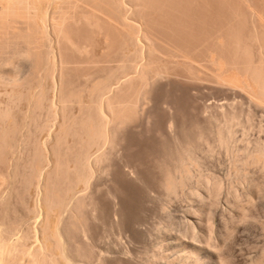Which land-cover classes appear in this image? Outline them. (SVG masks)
I'll return each instance as SVG.
<instances>
[{"label":"rangeland","instance_id":"obj_1","mask_svg":"<svg viewBox=\"0 0 264 264\" xmlns=\"http://www.w3.org/2000/svg\"><path fill=\"white\" fill-rule=\"evenodd\" d=\"M87 1L90 2L85 0L86 3ZM113 1L98 2L97 0L98 4L91 1L98 5L102 13L97 6H93L92 3L90 7V4L86 6L84 1L78 3L80 8L79 6L76 8L78 4H74L75 7L72 3L65 5L64 10L68 13L66 16L71 14L67 21L70 24L65 26H69L67 34L71 41L65 36L66 34H62L65 39L61 41L68 40L71 43L56 41L61 35L60 32L57 37L52 36L54 31L49 29H57H54L53 24L52 27L51 24L48 27L50 22L46 24V28L48 27L46 31L50 37L47 33L44 35L51 40L47 38L48 42L44 35L42 39L38 35V38L46 42L37 43L39 40H36L34 41L36 44L32 45L35 46L36 52L40 50V53L38 52L40 55L47 47V51L49 48L51 52L54 49L52 53L56 54L58 51L57 57L61 53V60L57 58L60 61L57 66L60 67L54 69L51 79L46 80L45 75L42 76L46 68L43 67L44 60L42 63L36 60L42 66L33 60V58L37 59L38 53L36 57L33 55L30 58L35 64L29 59L27 61L20 57L18 83L24 90L31 89V91H27L29 92L27 94L22 90L26 92L19 94L22 97L24 95L23 98L15 96L12 100L11 98L5 100L6 105L10 102L8 107L11 112L10 120L15 116V121L14 119L11 121H14L15 128L20 130L17 133L12 129L15 134L11 131L12 135L11 133L9 135L11 138H7L11 144L13 141L15 144V152L11 155V160L8 159L10 162L0 159V188H2L0 200H5V202L0 201L1 206L7 201L5 210L0 206L3 208L0 209L4 210L0 212V223H3V227L6 223L7 227L10 224L15 229L17 227H14L15 224L23 228L20 223L23 214L27 213L37 201L36 204L39 205L42 202L40 198L46 196L45 190L49 189L52 190L50 191L52 196L59 192L58 200L59 194L64 197L62 198L64 202L69 200L64 206L65 211L63 205L57 204L58 201L55 202L57 199L49 195L52 197L49 201L52 203L54 200L52 204L49 202L50 206L53 205L51 208L54 209L57 205L62 207L59 206L62 210L58 208L61 213L55 208L59 215L58 224L61 223L62 230L65 229L64 225L71 230V226L75 227L72 224L75 223V220L72 222L73 219H76L74 215L78 214L74 210L78 205L75 198H79L78 195L86 196L88 192L89 198L86 197L88 201L85 199L87 203L84 206L88 205L91 210L86 206L85 212L82 205L84 212L79 211L80 214L82 213L81 217L77 215L82 219L83 226L88 224L84 227L88 229H86L88 235L83 238L78 236L79 232H76V229H72L71 235L67 232L71 237L69 235L68 238L66 237L70 238L69 241L72 243L75 241L74 246L70 243L72 249L81 250V254H77L78 252L74 250L79 255L76 256L81 260L78 261L81 264H149L152 256L159 254L160 251L163 254H172L173 250L167 246L169 243L183 240L195 244H205L210 240L214 245L222 247L223 253L234 264H250L252 260L264 254V163L262 162L264 160V93L260 90L264 92V86H261L264 83V0H130L132 6L129 1L122 0L125 2L122 6L126 4L128 10L124 9L127 11L122 8L119 10L116 6L118 3L115 4ZM93 8H96L95 12ZM87 11L94 12V16L95 13L99 14L96 16L99 19L96 17L90 19L99 25L96 24L94 27V23L89 24L88 19L91 16H88ZM22 28V32L27 31L24 30L27 27L23 23L20 31L18 30L19 34L22 33ZM15 35L11 33L7 38H0L1 66L6 63L5 67H9L8 62L29 47V41L25 37L23 39ZM57 42L60 43L59 50ZM45 44L46 46H43ZM43 52V56H38L40 59L46 58ZM21 85L19 86L22 88ZM47 85L49 90L46 89ZM27 86L30 89H27L29 88ZM43 90L50 91L47 93L51 99L48 98V94L43 95ZM40 93L50 100L56 98V104L60 101L61 105H57L63 111L62 120L75 134L67 139L70 147L67 141L66 144L64 141H59L57 145L58 140L52 138L56 137L58 125L63 124L58 113L60 109L57 110L60 116L54 113L52 118H50V110H47L45 105V108L41 106L44 109L38 110L41 108L39 103H42V100L47 103L49 101ZM29 94L33 97L39 94L41 97L34 98L39 107L35 108L33 103L34 111L30 113L33 117L27 118L24 115L31 111L32 106L28 97L32 95ZM57 95L63 98L60 97L63 102ZM107 96L108 99H113L112 105L110 102V104L106 103ZM11 103H15L12 104L13 107L10 106ZM63 103L64 110L61 108ZM103 104L110 105L111 109L103 108ZM98 113L101 117L107 114L106 117L110 121L103 120L106 117L99 118ZM24 117L31 119L32 124L29 125L32 131L31 141L29 138V141H26L30 133L27 125L30 122L28 123L26 119L23 125ZM46 120L50 121L49 123L52 121V124L56 121L62 123L50 124L52 128L46 130L48 135L53 129L55 130L52 131L55 136L50 134L49 137L53 142L48 143L51 146L54 144L56 150L53 149L52 154L53 146L51 148L46 146V150L49 151L47 153L50 154V156L46 154L50 166L46 163L47 159L44 161L46 157L44 155L40 157V154L37 155L39 152L36 151L41 149V144L39 145L37 141L42 143L44 139H48L46 132H40L43 127L41 125L48 122ZM103 122L107 123V126L109 124L110 129L105 127L106 124L103 127ZM63 125L59 127L58 133L62 130L65 134L61 132V135L66 137L68 131L64 130ZM91 126L94 128L91 129ZM104 128L107 130L105 131ZM90 129L91 133L95 129L96 134H91ZM99 130L108 131L109 134L105 133L108 138L106 135H101L103 133ZM76 134L79 138H76ZM14 135L16 137H13ZM47 141L45 143L49 145ZM7 143L6 146L2 144V147L10 145ZM34 143L39 145V149L34 147ZM29 150L37 152L29 153L34 156L33 159L27 154ZM87 151L92 154L88 162L89 164L91 162L90 165L86 163L88 160L83 161ZM101 153L104 154L103 159L96 162L95 171L92 162L94 164L95 158ZM76 155L78 158L82 157L79 162L76 160ZM22 157L24 161L20 160ZM18 159L20 166L23 164L21 167L18 166L19 168L15 164ZM29 161L32 162L30 164L33 169L39 162L40 166L37 165L44 167L40 170L44 175L39 170L40 173L35 172L37 167L35 173L33 169L31 171L37 177L33 175L26 166ZM65 161L69 163L68 166L73 164L67 169L72 170L74 174L72 171L70 174L69 171L68 173L66 170L62 171L64 169L62 166H67ZM75 161L78 162L77 166H74ZM58 162L61 173L58 170L60 168L57 167ZM85 163L92 168L90 171H94V174L91 173L93 175L90 180L88 179L86 189L82 191L83 188L81 190L76 186L78 182H80L78 186H81L79 180L82 178V172L80 173L78 169L84 171L85 167L80 168V166ZM72 167L77 168L80 177L76 176L75 172L77 174L78 172ZM49 168L56 172L53 170L54 173L51 175V172L47 171L50 170ZM44 172L50 174V176L48 174L50 181L47 180ZM31 177L39 178L40 182L36 180L40 184L35 180L38 186H35V183L32 186L31 181L34 180ZM55 179L57 182L54 181ZM45 180L51 187L45 188L49 186L45 184L42 186L47 182ZM27 186L40 189L37 188V192L33 191L31 197L30 194L35 189L31 190ZM73 187H76L74 191L79 189L75 192L77 197L72 195ZM12 192L13 194H10ZM8 193L10 195H7ZM84 202L82 201V204ZM40 205L36 209L38 214L36 212H34L36 215L32 214L35 216L31 218V222L34 220L32 222L34 226L40 224L39 220L41 221ZM242 209H245V216L242 215ZM72 215L74 218L71 220ZM7 220L9 223L6 222ZM191 223L195 225V234L188 236L185 234V229ZM0 227V231L4 229ZM21 228L15 232L20 233L23 230ZM67 228L66 231L69 230ZM34 243L35 241L32 245ZM77 258L76 260H79ZM155 260L153 259L150 264H158L161 261L160 264H165V260H158L159 262Z\"/></svg>","mask_w":264,"mask_h":264},{"label":"bare ground","instance_id":"obj_2","mask_svg":"<svg viewBox=\"0 0 264 264\" xmlns=\"http://www.w3.org/2000/svg\"><path fill=\"white\" fill-rule=\"evenodd\" d=\"M81 1V3H82V1H84L85 2V0H0V35H2L3 37H1L0 36V38H4V37H6L7 38V36L8 35H11V33H13L16 37H21V38H23L24 39V37L29 41L28 43V48H27V53H24V52H26V51H24L22 54H20L19 56H16L15 58H13L12 60H10L8 63H9V67L7 66V67H5L6 66V63L4 64V66H1V64H0V159L2 158V159H4L5 161H7L9 158V160H11V155L15 152V144H13V142H12V140H11V142H12V144L9 142V139L11 138V137H9V135H10V133H11V131H12V133H14L15 134V132H17L18 133V130H20V129H16L15 127V125H14V121H15V116L13 117V119H14V121H11V120H13V119H11L10 120V118H11V112L8 110V109H10V108H8L9 107V103L6 105V101L8 100V98H11L10 100H12L13 99V97H15V96H19L18 98H23V97H25L24 95H23V97L22 96H20L19 94H23V93H26L27 91H31V89H30V87L29 86H27V87H29V88H27V87H25V88H27V89H30V90H24L23 89V86L21 85V84H19L18 83V79H17V74H18V72H19V65H18V61L19 60H21V59H25V60H27V59H29L30 61H32L30 58L31 57H33V55H34V57H36L37 56V53L40 51V50H38V52H36L37 50H36V48H35V46H33L34 45V41H36V40H39L37 43H40L41 41V43H43V42H46V41H48L49 42V40H51L50 38H48V37H50L49 36V34L47 33L48 31H46L47 30V28L50 26V24H51V26L50 27H52V24L54 25V29H57V30H53V29H49V30H52V31H58L57 32V34H55L54 32L52 33V36L54 35V37L56 36V35H58L59 34V32H60V36H58L59 37V39H60V41H59V39L58 40H56V41H58V42H61L62 43V41L64 42V41H66V40H62L61 41V39H65V36L66 37H68L69 39L68 40H70L71 41V39H70V37L68 36L69 34H67V30L69 29V24H70V22L68 23L67 21H69V19H70V13L71 12H69V14L70 15H67V16H69V18L66 16V14H68L67 12H65L66 10H64L65 9V5H67V4H69L70 3V5H74V4H78L79 2ZM96 2L97 4H98V2H101V1H99L98 0V2H97V0L95 1V0H90V2H88L87 1V3H86V6H88V4H90V3H92V2ZM113 1V0H112ZM126 1H129V3H131L132 1H130V0H126ZM83 2V3H84ZM103 2H104V0H103ZM102 2V3H103ZM106 2V1H105ZM108 2H109V0H108ZM111 2V1H110ZM118 3V5H116L117 7H119L118 9L120 10V8H122V9H124V8H126L125 7V5L126 4H124V6H122V4H123V2H122V0H115V1H113V3ZM72 3V4H71ZM80 3V4H81ZM115 3V4H116ZM125 3V2H124ZM128 3V2H127ZM93 4V6L95 5V3H92ZM100 5H101V3H100ZM131 6H132V3L130 4ZM76 5H74V7H75ZM78 6H79V8H80V5L78 4L77 5V7L76 8H78ZM91 6V4L89 5V7ZM92 6V7H93ZM95 6H97V8L100 10V12L102 13L103 11H101V9L98 7V5H95ZM72 7V9H74L73 8V6H71ZM91 7V8H92ZM127 7H128V5H127ZM51 9V10H50ZM94 9V12L96 11V8H93ZM92 9V10H93ZM97 9V10H98ZM121 9V10H122ZM127 10H128V8H126ZM77 10V9H76ZM99 10L97 11V12H99ZM125 10V9H124ZM122 10L123 12H125V11H127V10ZM74 11H75V9H74ZM78 11V10H77ZM86 11V10H85ZM84 11V12H85ZM84 12H82V13H84ZM88 12V16L90 17L89 19H88V17L86 16V18L89 20H87L88 22H89V24H91L92 23V25H93V23H94V27H95V25L97 24V23H95V22H93V21H90V19L91 18H94V17H96V16H98L97 15V13H95L96 15L94 16V12H91L90 11V13H91V15H90V13H89V11H87ZM57 15H59V16H57ZM85 15V14H84ZM93 15V16H92ZM96 18H98V17H96ZM68 19V20H67ZM72 19V18H71ZM99 19V18H98ZM101 19V18H100ZM92 20V19H91ZM48 22H50L49 23V25H48V27L46 28V24H48ZM20 23H22V25H23V23H24V26L25 27H27V29L25 28L24 30H27V31H25V32H22L23 31V28H22V30H21V34H19V32H18V30L20 31V29H21V27H22V25L20 24ZM19 24H20V26L21 27H19ZM66 24H68L67 25V27H65L66 26ZM97 25H99V23L97 24ZM99 27V26H98ZM96 28H97V26H96ZM100 28V27H99ZM66 30V31H65ZM25 33V34H24ZM48 34V37H46L44 34ZM62 34H66L65 36H62ZM18 35V36H17ZM38 35H39V37L42 39L44 36H45V38L47 39L46 41L44 40H41L40 38H38ZM41 35V36H40ZM42 35H44L43 37H42ZM51 36V37H52ZM57 37V36H56ZM25 39V41H26V45H27V40ZM54 39H57V38H54ZM67 39V38H66ZM67 40V41H68ZM66 41V42H67ZM57 42V43H58ZM69 42V41H68ZM67 42V43H68ZM65 43V42H64ZM69 43H71V42H69ZM30 44H31V46H33V47H31L30 46ZM33 44V45H32ZM36 44V43H35ZM44 44V43H43ZM59 44V46H58V50H59V47H60V43H58ZM43 46H46V44L45 45H43ZM33 48V49H32ZM35 48V49H34ZM48 48V47H47ZM47 48L45 49L46 51H47ZM30 49H32V50H30ZM38 49V48H37ZM36 50V51H35ZM44 50V52H45V57L46 58H44L43 59V57L40 59V57L41 56H43L42 55V52H41V55H40V57H38L37 56V59L36 58H33V60H35V62H36V60H37V62H41L42 63V61L44 60V62H45V64H44V68H45V72H46V69H47V72H46V74H45V72H44V74L42 73V76L43 75H45V79L46 80H48L49 78L51 79L52 78V76L54 75V73H53V71H54V69L56 68V67H60V65L59 66H57V64H60V61L59 60H61L60 59V57H61V53H60V56L59 57H57L58 55H57V53H58V51H57V53L55 54V53H52V52H54L53 50L54 49H52V52H51V48H49V50L46 52ZM31 51H33V53L34 52H36V54H33ZM126 51V50H125ZM124 51V52H125ZM43 52V53H44ZM139 54V53H138ZM23 55V56H22ZM130 55V54H129ZM128 55V56H129ZM20 57H22L21 59H20ZM27 57V58H26ZM138 57V56H137ZM57 58L59 59V60H57ZM29 60H27V61H29ZM40 60V61H39ZM59 61V62H58ZM32 62H34V61H32ZM31 62V63H32ZM35 62H34V64H35ZM36 62V64H38ZM33 64V65H34ZM40 64V63H39ZM38 64V65H39ZM8 65V64H7ZM32 65V64H31ZM41 65V64H40ZM39 65V66H40ZM38 66V67H39ZM42 66V65H41ZM37 67V66H36ZM35 67V68H36ZM37 67V68H38ZM1 68H4V70L3 69H1ZM33 68V67H32ZM35 68H34V70H35ZM57 68V69H58ZM40 69V68H39ZM56 69V70H57ZM36 70H38V69H36ZM38 72V71H37ZM55 72V71H54ZM35 73V72H34ZM53 73V74H52ZM236 74V73H235ZM44 79V80H45ZM45 80V81H46ZM51 81V80H50ZM49 81V82H50ZM53 81V80H52ZM51 81V82H52ZM51 82H50V84H51ZM261 82L263 83V79L261 80ZM48 83V82H47ZM21 85L22 86V88L19 86V85ZM49 84V83H48ZM229 84V83H228ZM254 84V83H253ZM245 85V84H244ZM260 85V84H259ZM252 86L253 85H251V88H252ZM261 86H264V83H263V85H261ZM21 88V91H20V88ZM46 87V86H45ZM44 87V88H45ZM259 87V86H258ZM1 88H2V90H1ZM43 88V89H44ZM254 88V87H253ZM252 88V89H253ZM261 88H263V87H261ZM46 89H48V85H47V88ZM114 89V88H113ZM259 89V88H258ZM22 90H24V91H26V92H22ZM45 90V89H44ZM44 90L42 91V93H43V95H46L47 96V94H48V98H50L49 97V93H47V91L49 90H47V91H45L44 92ZM110 90V89H109ZM108 90V91H109ZM261 90V93H264V92H262V89H260ZM115 91V90H114ZM113 91V92H114ZM253 91V90H252ZM48 92H50V91H48ZM110 92V91H109ZM108 92V93H109ZM253 92H255V91H253ZM29 92H27V94H28ZM30 93H32V92H30ZM45 93V94H44ZM34 94V93H33ZM107 94V93H106ZM112 94V93H111ZM29 95H32V94H29ZM35 95V94H34ZM40 95H42L41 93H40ZM39 94L38 95H36V97H41ZM42 95V96H43ZM55 95V94H54ZM46 96H43V97H45L46 99H47V97ZM58 96V95H57ZM105 96V95H104ZM113 96V95H112ZM263 96V95H262ZM26 97H27V95H26ZM30 99H29V104H33L34 106H35V108H37V107H39L38 105L39 104H41L40 105V107L42 106V107H44L45 108V106H46V108H47V110H50V113L49 114H51L50 115V118H52L54 115V113L56 114L57 113V110H58V105L60 106L61 104H59L60 103V101H59V103H57L56 104V98H53V99H55V100H50V99H47V100H49L48 101V103L47 102H45V100L43 101L42 100V103H43V105H42V103H37L36 101V99H34V98H36L35 96L33 97V95L32 96H28ZM27 97V98H28ZM59 97V96H58ZM61 97V96H60ZM59 97V100L62 98H60ZM264 97V96H263ZM6 98H7V100H6ZM26 98V99H27ZM45 98H43V99H45ZM114 98V97H113ZM14 99H16V98H14ZM34 99V100H33ZM38 99V98H37ZM40 99V98H39ZM63 99V98H62ZM61 99V100H62ZM6 100V101H5ZM46 100V101H47ZM106 100V99H105ZM113 100V99H112ZM112 100H110V99H108V96H107V100H106V103H111V105H112ZM35 101V102H34ZM57 101H58V99H57ZM104 101V100H103ZM12 102V101H11ZM13 102H14V100H13ZM24 102H26V101H24ZM38 102H41V100H38ZM49 102H50V104H49ZM52 102V103H51ZM61 102H63V100L61 101ZM105 102V101H104ZM103 102V103H104ZM27 103V102H26ZM35 103H37V104H35ZM48 104V105H46V104ZM102 103V102H101ZM106 103H104L105 105H106ZM109 103V104H110ZM12 104L14 105L15 103H11L10 104V106L11 107H13L12 106ZM28 104V103H27ZM103 104V105H104ZM26 105V104H25ZM30 105V106H31ZM32 105V106H33ZM45 105V106H44ZM103 106V108L104 107H107V108H109L110 107V105H108V106ZM29 105H28V107H30ZM30 107L31 108V111L29 112V110L27 111V113L29 114V116H28V114L26 115H24L25 117H33L32 116V114L30 115V113H33L32 112V110L34 111V106L33 107ZM49 107V109H48V107ZM38 108V110L39 109H44V108ZM61 108H63V110H64V103H63V106L61 107ZM12 109V108H11ZM29 109V108H28ZM60 109V108H59ZM109 109H111V107L109 108ZM13 110V109H12ZM46 110V111H47ZM100 110H104V109H100ZM49 112V111H48ZM63 112L62 111V109H60V111H58V113L61 115H59L58 113H57V116L59 115L61 118V120L64 118H62V116H64V114L61 113ZM99 112H103V111H99ZM109 112H110V110H109ZM109 112H107V114L109 113ZM105 113V112H104ZM106 114V115H107ZM98 115L100 116L101 114L100 113H98ZM104 115V114H103ZM102 115V117L100 116L99 118H103V117H106V115L105 116H103ZM111 115V114H110ZM24 117V118H25ZM55 117H56V115H55ZM27 118H25V120H23V125H25V122L27 121L29 124L27 125V123H26V125L27 126H31V119L29 118V119H27ZM110 118H111V116H110ZM27 119V120H26ZM49 119V118H48ZM54 120L56 119V118H53ZM58 119H59V117H58ZM57 119V120H58ZM30 120V121H29ZM60 120V121H61ZM100 120V119H99ZM103 120H106V122L108 121H110L109 119H108V117H106V119L105 118H103ZM103 120H101V121H103ZM13 123V124H11V122ZM46 121H48V120H46ZM45 121V122H46ZM59 121V120H58ZM58 121H56V122H58ZM64 120H62V123L64 124L65 122H63ZM65 121H66V118H65ZM94 121V120H93ZM101 121H100V126H101ZM32 122H33V120H32ZM44 122V123H45ZM50 121H48L47 123H45V124H42L41 125V130L42 131H40V132H46V130L48 131V128L49 129H51L52 127H51V125L50 124H52V121H51V123H49ZM55 122V124L56 125H58V124H62L61 122H58V124ZM67 122V121H66ZM18 123V122H17ZM55 124H52V125H55ZM62 124V125H63ZM104 124H106L105 125V127L107 126V123H104L103 122V127H104ZM12 125H14V126H12ZM16 125H18V124H16ZM61 125V126H62ZM66 125H68V123L66 124ZM29 126V132L31 133H29L30 134V137H29V134H28V137H27V140L26 141H29L28 140V138L30 139V141L32 140L31 139V137H32V131H30V129H31V127ZM60 125H58V130L60 131V128L59 127H61ZM108 126H109V124H108ZM107 126V127H108ZM14 127V128H13ZM54 127V126H53ZM68 128L67 130L65 129V128ZM94 128V126H91L90 128L91 129H93ZM102 127V126H101ZM100 127V129L102 130V128ZM106 127V128H107ZM19 128V127H18ZM63 128H64V130L65 131H68L67 133H66V137L65 136H62L61 134L63 133V135L65 134V132H62V130H61V132H59L58 133V130L56 131L57 133H55L56 134V137H52V138H56L57 140V145H58V143H59V141L61 142V141H64L63 143L64 144H66L69 140H67L68 139V137H70V135H72L73 136V134L74 133H72V130H69V125L66 127L65 126V124L63 125ZM109 128V127H108ZM12 129H15L16 131L14 132V130H12ZM90 129V133H91V130ZM110 129V128H109ZM54 130V129H53ZM52 130V131H53ZM95 130V129H94ZM94 130H93V132L91 133V134H96L95 132H94ZM104 130L106 131L107 129H105L104 128ZM51 131V130H50ZM52 131H51V133H49V135H48V132H46V134L48 135V139H44L45 141L46 140H48L47 141V143L49 142V143H51V142H53V140H52V138L51 139H49V137L51 136L50 134H52V136H53V134L54 133H52ZM55 131V130H54ZM71 131V132H70ZM96 131V130H95ZM110 131V130H109ZM99 132H100V130H99ZM102 132V131H101ZM100 132V133H101ZM12 133H11V135H12ZM34 133V132H33ZM44 133H42L43 135H44ZM69 133H72V134H69ZM99 133V134H100ZM103 134H101V135H106V134H109V132L107 131V132H102ZM106 133V134H105ZM55 134H54V136H55ZM60 134V135H59ZM67 134H69V136H67ZM79 134V133H78ZM78 134H76V138L78 137ZM18 135V134H17ZM40 135H41V133H40ZM57 135H59V136H57ZM75 135V134H74ZM100 135V136H101ZM110 135H111V132H110ZM33 136H34V134H33ZM9 137V139L7 140V138ZM13 137H16V135H14ZM12 137V138H13ZM39 137H41V136H39ZM46 137V136H45ZM58 137H64V138H58ZM102 137V136H101ZM66 138V139H65ZM74 138V137H73ZM79 138V137H78ZM106 138H108L107 137V135H106ZM105 138V139H106ZM110 138V137H109ZM15 138H13V140H14ZM61 139V140H60ZM71 139V138H70ZM3 140H5V141H3ZM6 140L8 141V143L10 144V145H7V147H4V146H6L5 144L7 143L6 142ZM16 140V139H15ZM50 140V141H49ZM52 140V141H51ZM73 140V139H72ZM72 140H70L71 142H72ZM106 140H108V139H106ZM39 141V140H38ZM37 141V143L40 145L41 144V149H39V145L37 144V143H34V147H36V149H39V150H36L37 152H39V153H37L35 150H33V152H36L37 153V155H39L40 154V157H41V155L43 156H45L46 158H44L45 160L44 161H46V159H47V157L48 156H46V154H48L47 152H49L48 150H46V146H48L49 148H51L52 146H51V144H49V145H46V143H45V141L44 142H42L41 143V141H40V143ZM67 141V142H66ZM2 142H4V143H2ZM70 142V143H71ZM7 143V144H8ZM63 143H60L61 145H63ZM72 143H74V141L72 142ZM2 144H4V146L2 147ZM30 144H31V142H30ZM35 144H37L36 146H35ZM33 145V144H32ZM67 145H68V147H70L69 146V142L67 143ZM33 147V148H34ZM38 147V148H37ZM58 147V146H57ZM60 147V146H59ZM62 147V146H61ZM95 147V146H94ZM94 147L92 148V149H94ZM5 148H7L5 151L3 150V149H5ZM53 149H55L54 148V146L51 148V152H52V154H53V152H54V150ZM97 149H99V148H97ZM96 149V150H97ZM31 150V149H30ZM29 150V151H30ZM40 150H41V153H40ZM50 150V149H49ZM56 150V149H55ZM69 150V149H68ZM28 151V153L27 154H29V153H31L32 151H30L29 152ZM61 150H59V152H60ZM89 151H91V149L89 150ZM98 151V150H97ZM32 152V153H33ZM58 152V151H57ZM36 153H35V155H36ZM88 151L86 152V156H85V159H83V161H85L86 162V160H88L86 163L87 164H89L88 162H89V160L91 159H89V157H91L92 156V151H91V153H88ZM96 153V152H95ZM55 154V153H54ZM65 154V153H64ZM49 156H50V154H48ZM103 153H101V154H99L98 156H97V158H95V162H94V164H93V162H92V166H93V169L95 170L96 169V164L99 162V161H101L102 159H103ZM29 156H31L30 154H29ZM43 156V157H44ZM54 156H56V155H54ZM54 156H52V158L54 157ZM61 156V155H60ZM77 156V155H76ZM82 156V155H81ZM24 157V156H23ZM23 157L20 159V160H22L23 159ZM32 157V159H33V155L31 156ZM30 157V158H31ZM37 157V156H36ZM43 157H42V159L41 160H43ZM57 157V156H56ZM56 157L54 158V160H55V164H56V162H57V160H56ZM38 158V157H37ZM78 156L76 157V160L78 161L79 159L81 160V158H78ZM1 159V160H2ZM29 159V158H28ZM49 159V158H48ZM48 159H47V162L46 163H48V165L50 166V164H49V162H48ZM57 159H59V158H57ZM8 160V161H9ZM31 160V159H30ZM18 161H19V159L18 160H16V162L17 163H15V164H17L16 166H17V168H19L18 166H20V164L18 163ZM22 161H24V160H22ZM22 161H20L21 163H22ZM32 161V160H31ZM39 161V160H38ZM44 161H42L43 162V164L45 163ZM50 161V160H49ZM59 161V160H58ZM63 161V160H62ZM77 161H75V165L74 166H77V164H78V162ZM82 161V162H83ZM10 162V161H9ZM28 162V161H27ZM26 162V163H27ZM40 162V161H39ZM39 162H37V164L39 165ZM42 162H41V164H42ZM66 162V161H65ZM65 162H63L64 163V165H65ZM81 162V161H80ZM97 162V163H96ZM262 162L264 163V160H262ZM7 163V162H6ZM32 162H30L29 161V163H28V165H26V166H28V168H29V171L31 172L32 171V169L34 168V167H32ZM36 163V162H35ZM45 163V164H46ZM60 162H58V164H57V167L58 168H60L61 166H60V164H59ZM67 163V162H66ZM77 163V164H76ZM85 163V164H86ZM14 164V163H13ZM35 165V169H33V172L36 170V167H37V170L35 171V172H38V170L40 171V170H42L44 167H38V165ZM55 164H53L54 166H55ZM68 164L69 163H67V166H62V168H64L62 171H64L65 172V170H66V172L68 173V167H69V169L71 168L70 166H72V165H70V166H68ZM81 164V163H80ZM83 165V166H80V168H82V167H85V169H84V171H82V170H79L78 169V171L80 172H82V178H80V180L79 181H81V186H78V185H80L79 183L80 182H78V184H77V186L76 187H79V188H81V190H82V188H83V190L82 191H84V188H85V186L87 185V182H89L88 181V179L90 180V177L94 174L93 172L94 171H90V169H92V168H90V164H91V162H90V164L87 166V164L86 165ZM23 165V164H22ZM21 165V166H22ZM31 165V167H29ZM82 165V164H81ZM20 166V167H21ZM25 166V167H26ZM40 166V165H39ZM42 166V165H41ZM45 166V165H44ZM54 166H53V168H54ZM91 166V167H92ZM56 167V166H55ZM57 167H56V169L55 170H57ZM79 167V166H78ZM31 168V169H30ZM40 168V169H39ZM66 168V169H65ZM46 169V168H45ZM50 169V168H49ZM54 169H50V170H47L49 173L51 172V175H53V170ZM72 169H75V167H72ZM77 169V168H76ZM75 169V170H76ZM54 170V171H55ZM58 170H60V172L59 173H61L62 171H61V168L60 169H58ZM74 170V171H75ZM45 171V170H44ZM72 170H70L69 171V173L68 174H70V172H71ZM77 171V170H76ZM77 171V172H78ZM96 171V170H95ZM15 172L17 173V171L15 170ZM34 172V173H35ZM41 172V171H40ZM40 172H38V173H40ZM56 172V171H55ZM78 172V174H79V176H78V174L75 172V174H76V176L77 177H80V173ZM19 173V172H18ZM17 173V174H18ZM32 173V172H31ZM30 173V174H31ZM34 173H32L33 175H35ZM37 173V174H38ZM45 173V172H44ZM48 173V174H49ZM59 173H58V171H57V174L59 175ZM72 173L74 174V172L72 171ZM84 173V174H83ZM91 173H93L92 175H91ZM41 174H43V171L41 172ZM40 174V175H41ZM48 174H46L45 173V175H46V178H47V180H48V178H50V177H48ZM56 174V175H57ZM63 174V173H62ZM61 174V175H62ZM68 174H66L67 175V177H68ZM11 174H9V176H10ZM19 175V174H18ZM27 175V174H26ZM33 175H31V176H33ZM44 175V174H43ZM90 175V176H89ZM30 176V175H29ZM28 176V177H29ZM36 177H37V175H35ZM49 176H50V174H49ZM60 176V175H59ZM58 176V177H59ZM12 177H14V175H12ZM18 177V176H17ZM38 177H39V175H38ZM43 177H45V176H43ZM53 177V176H52ZM55 177V176H54ZM61 177V176H60ZM3 178V177H2ZM34 180L33 182L31 181L32 179ZM30 178V181H31V185L32 186H38V185H36V183L38 182L37 180H39V178H33V177H31ZM40 178H41V176H40ZM63 178V177H62ZM61 178V179H62ZM1 179V178H0ZM10 179V178H9ZM14 179V178H13ZM13 179H12V181H13ZM19 179V178H18ZM17 179V180H18ZM37 179V180H36ZM64 179V178H63ZM67 179V178H66ZM79 179V178H78ZM20 180H22L21 178H20ZM26 180V179H25ZM37 182H36V181ZM47 180H45V181H47ZM69 180V179H68ZM75 180H77V178L75 179ZM5 181H7V180H5ZM41 180H39V182H40ZM48 181H50V179L48 180ZM42 182L43 183V185L42 186H44V184L45 185H49L50 183L49 182ZM54 181H56V179L54 180ZM4 182V181H3ZM20 182V181H19ZM36 182V183H35ZM37 183V184H40V183ZM57 182V181H56ZM91 182V181H90ZM10 182H8V184H9ZM29 183L30 182H28V185H29ZM33 183H35L34 185H33ZM3 184V183H2ZM15 184H17V183H15ZM52 184V183H51ZM56 184V183H55ZM58 184V183H57ZM13 185V184H12ZM18 185H21V184H18ZM9 186H10V184H9ZM32 186H27L28 188L30 187V189L32 190V188L33 189H35V187H32ZM41 186V187H42ZM88 186H89V183H88ZM40 187V186H39ZM49 187H51L50 185L49 186H47V187H45V188H49ZM55 187H56V185H55ZM54 187V188H55ZM75 187V188H76ZM13 188H14V186H13ZM37 188L38 187H36V189L35 190H32V192H31V194H30V196L33 194V191H35V192H37L36 190H37ZM53 188V187H52ZM53 188V189H54ZM74 187H73V191H74V189H75ZM0 189H2V188H0ZM9 189H11V188H9ZM8 189V190H9ZM27 189V188H26ZM40 188H38V190H39ZM42 189H44V187H42ZM41 189V190H42ZM51 189V188H50ZM58 189H59V187H58ZM71 189V188H70ZM86 189V188H85ZM88 189H89V187H88ZM27 190V191H28ZM45 190V189H44ZM72 190L70 191L71 193H72ZM79 189H76V191H74L73 193L74 194H72L73 195V197L76 195V197H77V194L75 193V192H77ZM12 191H13V189H12ZM47 191V192H46ZM50 191H52V190H49V189H47V190H45V192L46 193H44L46 196H44L42 199L40 198V200L42 201H40L41 203V215L39 214V217H41V221L39 220V222H40V224H38L37 226H34V224L31 222V218L32 217H35V216H33L35 213L34 212H36V211H38V210H36L37 208H38V206L39 205H37L36 203L38 202H36L34 205H32V208H30L31 206H29V208H30V210L27 212V213H25V214H23L24 216L22 217V219H21V221H20V223L22 224L21 226L23 227V228H21L19 225H15V224H13L14 225V227L15 226H17V227H20L21 228V230L22 231H20V233H19V231L16 233L15 232V230H16V228L17 227H15V229L12 227V225H10V224H8L9 226L7 227V225H6V223H5V226L3 227V223L0 225V226H2V229L3 230H1L0 231V264H81L80 262H78V261H81L79 258H77V256L79 257V255H77V254H79L80 252H81V250L80 251H78L77 249L78 248H76V249H72L73 247L71 246V244L73 245V243L75 242H71V241H69V239H67L68 238V235H67V232L68 233H70V235H71V232L73 231L72 229H76L75 231L76 232H79V235L78 236H81V237H83V238H86L87 237V228H84V227H86V225H88V224H84V226H83V222H81L82 221V219H80L79 217H77V215L79 214L80 215V217L82 216V213L80 214V212L79 211H82V212H84V210H85V207L87 206V208H88V205H86V206H84L85 205V203H87V201H88V196H87V193H86V196H82V195H78V197L79 198H75L76 199V201L78 202V205H76L75 206V211H77L78 212V214L76 215L75 213V217H76V219H73L74 217H73V215H72V218H71V220L73 219V221L72 222H74V220H75V223H72L75 227H73V226H71V230H70V228H67V225H64V227H65V229H63L62 230V227L60 226L61 225V223H60V225L58 224V211L61 213V211H60V209L63 207V209H64V206L65 205H67V203H69V200H68V202L67 201H65L64 202V197H61L60 196V194H59V200H61V201H63L62 203H61V201H59L57 198H58V193L59 192H57L55 195H56V197L54 198V194H53V196H52V194H51V192ZM59 191V190H58ZM82 191H79V192H82ZM88 191V190H87ZM11 192V191H10ZM41 192H44V191H41ZM40 193V192H39ZM38 193V194H39ZM49 193V194H48ZM69 193V192H68ZM10 194H13V192L12 193H10ZM9 193L7 194V195H10ZM34 194H36V193H34ZM41 194V193H40ZM43 194V193H42ZM43 194V195H44ZM51 194V196L53 197V199H57V200H55V202L56 201H58V202H56L57 204H60V205H63L62 207L60 206V205H57V206H55V208L56 209H58V208H60V209H58V211H55V208L53 209V208H51V207H53V205L52 206H50L52 203H53V201H52V203H51V201H49V200H52V199H49L50 197H49V195ZM70 194V193H69ZM3 195V194H2ZM29 195V194H28ZM42 195V196H43ZM72 195H70V197L72 198ZM12 196V195H11ZM7 197V196H6ZM6 197H5V199H6ZM14 197V196H13ZM17 197V196H16ZM32 197V196H31ZM41 197V196H40ZM51 197V198H52ZM86 197H88V198H86ZM8 198V197H7ZM15 198V197H14ZM13 198V199H14ZM61 198V199H60ZM63 198V199H62ZM1 199H3V198H1ZM73 199V198H72ZM85 199H87V201H85ZM8 200V199H7ZM90 200V199H89ZM1 201V200H0ZM3 202H5V200H2ZM1 201V202H2ZM13 201V200H12ZM16 201H18V200H16ZM36 201V200H35ZM71 201V200H70ZM82 201L84 202L83 204H82ZM51 204H50V203ZM54 202V204H56ZM24 203V202H23ZM26 203V202H25ZM4 204V203H3ZM2 204V205H3ZM5 204H7V201H6V203ZM5 204H4V206H5ZM11 204V203H10ZM72 204V203H71ZM75 204H77L76 202H75ZM88 204H90V203H88ZM93 204V203H92ZM24 205V204H23ZM84 207H83V206ZM0 206H1V204H0ZM4 206H1V207H3L4 208V210L6 209V207H4ZM22 206V205H21ZM27 206V205H26ZM60 206V207H59ZM0 207V208H1ZM28 207V206H27ZM67 207V206H66ZM71 207V206H70ZM69 207V208H70ZM78 207V208H77ZM82 207L84 208V210L82 209ZM91 207V206H90ZM92 207H93V205H92ZM3 208H1V209H3ZM72 208V207H71ZM74 208V207H73ZM80 208V209H79ZM0 209V212L1 211H3L4 212V210H1ZM77 209V210H76ZM89 210H91L90 208H88ZM88 209H87V211H88ZM62 210V209H61ZM65 210V209H64ZM69 210V209H68ZM72 210V209H71ZM7 211V210H6ZM66 211V210H65ZM74 211V212H75ZM2 212V213H3ZM18 212V211H17ZM72 212V211H71ZM76 212V213H77ZM85 212H86V210H85ZM92 212V211H91ZM1 213V214H2ZM6 214H7V212H5ZM34 213V214H33ZM37 214H38V212H36ZM59 213V214H60ZM63 213V212H62ZM6 214H5V217H7L6 216ZM33 214V215H32ZM17 215V214H16ZM32 215V216H31ZM36 215V214H35ZM78 215V216H79ZM242 215L243 216H245V209H242ZM63 216V215H62ZM2 217V216H1ZM9 218V217H8ZM83 218V217H82ZM2 219V218H1ZM7 219V218H6ZM19 219V218H18ZM35 219V218H34ZM40 219V218H39ZM62 219V218H61ZM4 220V219H3ZM70 220V221H71ZM77 220V221H76ZM84 220V219H83ZM60 221V220H59ZM63 221H65L64 219H63ZM7 223H9L8 222V220L6 221ZM19 222V221H18ZM36 222V221H35ZM38 222V223H39ZM66 222V221H65ZM65 222H64V224H65ZM19 223V224H20ZM86 223V222H85ZM37 224V223H36ZM63 224V223H62ZM66 224H67V222H66ZM68 225H70V224H68ZM195 226V225H194ZM193 225H192V223L191 224H189V225H187L186 226V229H185V234L186 235H192V233L193 234H195L194 233V229H195V227H194ZM6 227V228H5ZM73 227V228H72ZM19 228V229H20ZM66 228H67V230L68 231H66ZM0 229H1V227H0ZM19 229H17V230H19ZM87 229V230H86ZM16 230V231H17ZM66 231V232H65ZM71 231V232H70ZM75 234H77V233H75ZM65 235H67V236H65ZM69 235V237H71ZM182 235H184L183 233H182ZM188 235V236H189ZM74 236V235H73ZM67 237V238H66ZM171 237V236H170ZM184 237V236H183ZM196 237V236H195ZM73 238V237H72ZM71 238V239H72ZM76 238V237H75ZM74 239V238H73ZM181 239H183V238H181ZM192 239H194V238H192ZM191 239V240H192ZM209 239V238H208ZM75 240V239H74ZM178 240V239H177ZM176 240V241H177ZM35 241V243H34V245H32L33 244V242ZM73 241V240H72ZM194 241H195V239H194ZM204 241H206V240H204ZM174 243H172V244H168L167 246L170 248V249H172L173 250V252H172V254H163V252H159V254H154L153 256H152V258H151V260H149V264L151 263V262H153L152 260L154 259H156L155 261H161V259L162 260H165V264H234L233 263V261L230 259V258H227V256L225 255V253H223V248L222 247H219V246H217V245H214L210 240H207L206 241V245L203 243V244H195L194 242L193 243H188L187 241H179L178 243L177 242H175V241H173ZM195 242H197V241H195ZM71 243V244H70ZM164 243V242H163ZM200 243V242H199ZM74 246V245H73ZM81 247V246H80ZM166 247V246H165ZM168 248V249H169ZM82 249V248H81ZM74 250H76V252H78L77 254H76V252L74 251ZM74 251V252H73ZM171 251V250H170ZM152 252V251H151ZM75 253V254H74ZM149 253V252H148ZM157 253V252H156ZM160 253H162V254H160ZM165 253H167V252H165ZM168 253H170V252H168ZM81 254V253H80ZM77 255V256H76ZM76 256V257H75ZM150 256V255H149ZM148 256V257H149ZM151 257V256H150ZM76 258L77 259H79V260H76ZM100 260H101V258H100ZM154 261V262H155ZM158 261V262H159ZM160 263H162V261L160 262ZM160 263H158V264H160ZM83 264V263H82ZM85 264V263H84ZM157 264V263H156ZM164 264V263H163ZM250 264H264V254L261 256V257H259V258H257V259H254V260H252L251 261V263Z\"/></svg>","mask_w":264,"mask_h":264}]
</instances>
